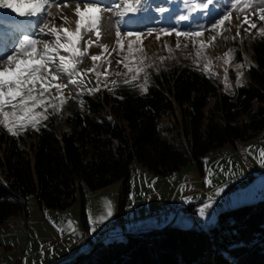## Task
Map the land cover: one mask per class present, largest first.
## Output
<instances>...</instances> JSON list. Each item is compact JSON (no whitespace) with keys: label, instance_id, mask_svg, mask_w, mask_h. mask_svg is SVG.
I'll return each mask as SVG.
<instances>
[{"label":"trees","instance_id":"16d2710c","mask_svg":"<svg viewBox=\"0 0 264 264\" xmlns=\"http://www.w3.org/2000/svg\"><path fill=\"white\" fill-rule=\"evenodd\" d=\"M251 52L248 81L233 94L200 70L175 65L156 73L143 93L119 88L84 95L61 121L51 116L38 130L16 136L0 128V227L27 219L29 197L40 209L66 210L78 192L86 225L84 187L94 191L118 181L123 210L134 159L162 177L193 162L202 176L208 153L264 130V38L253 37ZM163 116L180 127L162 125ZM261 195L220 211L211 225L165 223L128 232L95 242L60 264H264V191Z\"/></svg>","mask_w":264,"mask_h":264},{"label":"rangeland","instance_id":"374dc122","mask_svg":"<svg viewBox=\"0 0 264 264\" xmlns=\"http://www.w3.org/2000/svg\"><path fill=\"white\" fill-rule=\"evenodd\" d=\"M8 2L20 11H26L32 6L27 0ZM88 2L101 4L104 11L99 23L101 35L98 42L94 32H84L82 29V39L77 44L81 50L87 47V55L76 66L77 71L82 74L78 80L83 79L84 83L79 86L68 84V77L59 74L56 83L68 84L67 88L61 90L67 102L60 110L54 107L47 108L46 112L41 107L34 109V112L41 114L36 117L38 125L51 116L61 121L72 107H79L84 95H94L101 91L115 93L119 88L143 93L145 90L141 86L145 85V81L147 89L156 73L175 65H188L200 70L211 77L219 89L227 94H233L237 87L247 83L248 68L254 64L251 41L257 36L259 29L264 28V21H259L255 10L264 7V0H253V7L245 11L231 8V4L236 0H213L207 9L195 7L207 3V0H140L139 10L123 17L116 14L115 7L119 4L122 10L123 0ZM78 3L81 10H84V3L81 0H49L50 8H47V11H51V15H47L45 11L40 18L22 17L12 9H0V55L4 54L8 39H15L17 30L31 35L34 39L53 42L55 39L53 36H45L39 32V28L43 26L42 21L48 22L49 27L75 31L76 21L79 19L75 14ZM159 8H165L167 11L161 13ZM225 12L231 13L230 20L225 21L221 28L213 30L212 24ZM245 16H248L250 23H255L257 27L250 28V23L244 22ZM63 17H67V20L65 21ZM117 27L122 33L124 45L122 52L116 44ZM162 28L202 31L203 35L196 38L195 43L192 38L179 37L177 47L178 38L175 33L171 35L161 33ZM149 30H152L151 34ZM127 31L140 32L142 36L137 41L135 37L124 36L123 33ZM130 41L131 53L128 50ZM201 41L205 45L203 48L200 46ZM89 42L92 43L91 47H88ZM100 45H107V51ZM41 50L42 45H38L37 51ZM61 54L67 55L63 50ZM93 55L101 56V59L95 62V70L88 72L86 70L94 66L91 60ZM125 64H128L127 68ZM137 67L142 69L139 73L136 72ZM129 68L132 71H129ZM96 73L100 75L97 76ZM89 89L98 90L90 93ZM46 95L56 97L55 87ZM54 104L59 107V99H56ZM44 115L46 119L43 118ZM24 122L25 118L21 116L20 123ZM161 124L180 127V122H174L170 116H163ZM31 129L33 127L30 124L26 125L18 134ZM262 149H264L262 133L252 140L239 142L234 147L227 144L204 156L205 170L202 176L193 162L172 175L162 177L147 170L134 159L131 164L129 199L123 210L119 207L121 181L94 191L84 187L86 225L81 217L82 197L79 192L76 201L66 210L40 209L36 200L29 197L26 202L27 219L14 218L0 227V231L8 225L15 227L13 234L11 231L0 233L4 246L7 243L13 245L11 249L0 246V264H43L41 262L53 260L66 251L69 253L76 251L63 262L70 261L77 254L89 249L92 243L100 241L98 238L113 235L119 230L121 222L124 223L127 219H130L131 225L154 222L162 225L157 219L162 208L176 204L180 200L183 207L166 215L168 222L177 217V226L192 227V223L195 224L197 220L193 212L187 213L190 205L185 199H192L191 201L197 199L196 209L199 218L207 223L211 219H216L222 210L251 203L253 202L251 199L257 201L263 197L261 194L264 191V158L259 155ZM250 174L254 175L251 181L244 185L239 182ZM236 182L237 186L232 187ZM199 201L203 202L200 204ZM106 202H110L111 216H106L108 211ZM121 217L125 219L122 220ZM87 232L93 238L92 241L72 238Z\"/></svg>","mask_w":264,"mask_h":264},{"label":"snow or ice","instance_id":"6c2138e0","mask_svg":"<svg viewBox=\"0 0 264 264\" xmlns=\"http://www.w3.org/2000/svg\"><path fill=\"white\" fill-rule=\"evenodd\" d=\"M27 2L32 6L26 11H20L12 3L8 2V0H0V9H12L22 17L40 18L47 11V8H50L49 0H27ZM81 2L84 3V10H81L79 3L75 8V14L79 17L76 21L75 31L57 29L55 26L49 27L48 22L42 21L43 26L39 28V32L45 36H53L55 38L53 42L34 39L31 35L23 34L20 30L16 31L15 39H8L6 50L3 55H0V127L6 129L11 135L16 136L19 130L29 124L38 130V120L36 117L41 114L34 112V109L41 107L46 112L47 108L54 107L60 110L63 104L67 102L61 90L67 88L68 84L79 86V84L84 83L83 79L78 80V77H81L82 74L77 71L76 66L87 55V47L81 50L77 44L82 39V29L84 32H94L98 42L101 35L99 23L102 19L104 9L98 3H91L88 0H81ZM139 2L140 0H123L122 10L121 5L118 4L115 6L117 10L116 14L123 17L129 13L137 12L139 10ZM212 3L213 0H207V3H202L195 7L207 9ZM252 7L253 0H236L235 3L231 4L232 9L239 8L240 11H245ZM158 10L161 13L167 11L165 8H159ZM255 11L258 13L259 21H264V7H259ZM47 15L50 16L51 11H47ZM230 16V12H225L212 24V29L216 30L221 28L225 21L230 20ZM181 18L187 19V17ZM63 19L66 21L67 17H63ZM244 22L250 23L248 16H245ZM256 27L257 25L255 23H250V28L254 29ZM151 31L149 30V34H151ZM245 31H249V29H245ZM160 32L167 35L175 33V36L178 38L177 47H179V37L192 38L195 43L196 38L203 35L202 31H177L174 28L171 30L162 28ZM123 35L129 38L135 37L139 41L142 33L127 31ZM237 35H239V32H237ZM257 35L264 38V28H260ZM121 36V30L117 27L116 44L122 52L124 45ZM8 45L11 46L9 47ZM38 45H42V50L39 52L37 51ZM91 46L92 43L89 42L88 47ZM200 46L201 48L205 46L202 41ZM100 47L104 51H107V45H100ZM61 50L67 53V55H62ZM128 50L129 53L132 52L131 41L129 42ZM100 59L101 56H91L94 66L92 69L86 71H94L95 62ZM117 63H123V61H117ZM125 67L127 68L128 64H125ZM141 70L139 67L136 68L137 73ZM105 71L107 72V69ZM129 71H132V69L129 68ZM59 74H64L68 77V84L56 83ZM96 74L97 76L100 75V73ZM146 83L147 81H145V85L141 86L145 91L147 90ZM52 87L56 89V97L46 95L50 93ZM97 90L89 89L88 91L92 93ZM56 99H59V107L54 104ZM21 116L25 118L24 123H20ZM43 118L46 119V115ZM259 155L264 158V149L260 151ZM106 203L108 204L106 216H111L110 202Z\"/></svg>","mask_w":264,"mask_h":264},{"label":"crops","instance_id":"0c3cea01","mask_svg":"<svg viewBox=\"0 0 264 264\" xmlns=\"http://www.w3.org/2000/svg\"><path fill=\"white\" fill-rule=\"evenodd\" d=\"M262 134H264V130L261 132ZM254 178V177H253ZM252 178V179H253ZM251 181V180H250ZM202 191V190H201ZM209 191V190H208ZM186 194H188V193H186ZM187 198H189V195H187ZM185 199V198H184ZM188 200V201H187ZM192 199H185V201H187L188 202V204L190 205V208L187 210V213L188 212H193V216H195V218H196V220L198 221V223L200 224H202V223H204L202 220H200V218H199V213H198V211H197V209H196V206H198V204L196 203V201H197V199H194L193 201H191ZM252 201H254L255 199L253 198V199H251ZM200 202V204L203 202V201H199ZM132 212V211H131ZM193 216H191V223H192V217ZM122 218V220H124L125 218L124 217H121ZM121 220V221H122ZM177 217H175V218H172L168 223H172V224H176V222H177ZM215 220L216 219H211V220H209L207 223H204L203 225L204 226H207V225H211V224H213L214 222H215ZM131 221H130V219L128 220H126L124 223H122L121 222V224L119 225L120 226V228H119V230H117L116 232H114L113 233V235L112 234H110L109 236H105V237H101V238H98V239H100V241L101 240H106V239H111V238H122L123 236H125V234L126 233H128V232H134V231H139V230H144V229H149V228H155V227H158L159 225H157V224H155V222L154 223H145V224H141V225H139V224H135V225H131V223H130ZM194 224L192 223V226H193ZM116 228H114V230H115ZM9 231H11L12 232V234H13V231H15V227L14 226H12V225H8V226H6L4 229H3V231H0V233H6V232H9ZM88 233V232H87ZM88 235H89V233H88ZM88 239H90L91 241L93 240V238L91 237V235H89V237L88 238H86L85 240H88ZM2 239L0 238V246H3V247H6V249H11V248H13V245L12 244H9V243H7L5 246L2 244ZM98 242V241H97ZM95 243V242H94ZM93 244V243H92ZM76 251H71V253H69V251H66V252H64V253H61V254H59V256H57L55 259H53V260H49V261H43V262H41V263H43V264H60V263H63V261H65L67 258H69L70 256H72L74 253H75ZM67 253V254H66ZM60 257V258H59Z\"/></svg>","mask_w":264,"mask_h":264},{"label":"built area","instance_id":"2783aa9c","mask_svg":"<svg viewBox=\"0 0 264 264\" xmlns=\"http://www.w3.org/2000/svg\"><path fill=\"white\" fill-rule=\"evenodd\" d=\"M183 202L180 200L176 204H172L171 206H164L162 208L161 215L157 216V219L159 221V224H164L168 222V217L166 215H169L172 211H177L179 208H182ZM194 220V219H193ZM73 239H86L87 238V233H83L81 236H74L72 237Z\"/></svg>","mask_w":264,"mask_h":264},{"label":"bare ground","instance_id":"6f19581e","mask_svg":"<svg viewBox=\"0 0 264 264\" xmlns=\"http://www.w3.org/2000/svg\"><path fill=\"white\" fill-rule=\"evenodd\" d=\"M196 224V223H195Z\"/></svg>","mask_w":264,"mask_h":264}]
</instances>
